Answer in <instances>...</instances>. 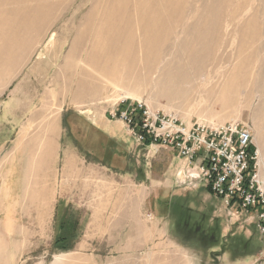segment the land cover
Wrapping results in <instances>:
<instances>
[{"label": "rangeland", "instance_id": "1", "mask_svg": "<svg viewBox=\"0 0 264 264\" xmlns=\"http://www.w3.org/2000/svg\"><path fill=\"white\" fill-rule=\"evenodd\" d=\"M155 15L161 45L126 46L119 33ZM102 31L118 38L94 65ZM251 69L264 74V0H0V264H264L255 214L227 208L119 113L243 122L264 157V88L226 101L230 75Z\"/></svg>", "mask_w": 264, "mask_h": 264}, {"label": "built area", "instance_id": "2", "mask_svg": "<svg viewBox=\"0 0 264 264\" xmlns=\"http://www.w3.org/2000/svg\"><path fill=\"white\" fill-rule=\"evenodd\" d=\"M128 107L121 113L131 126L130 114L138 108L144 110L142 131L132 126L141 143L149 136L151 145L171 146L187 160L183 171L187 178L204 182L227 208L255 214L261 236L260 256L264 258V157L251 127L239 121L190 125L165 117L150 121L142 104Z\"/></svg>", "mask_w": 264, "mask_h": 264}, {"label": "bare ground", "instance_id": "3", "mask_svg": "<svg viewBox=\"0 0 264 264\" xmlns=\"http://www.w3.org/2000/svg\"><path fill=\"white\" fill-rule=\"evenodd\" d=\"M155 16L160 18V16H158V15H155ZM159 18L155 19L152 22H141L137 28L128 27L126 32H124V33L120 32L119 33L120 39L123 38L122 41H125L124 43L126 44V46H128L129 43H130V49L134 47V42H133L134 39H139L138 42H139L140 46L142 47V49L146 53H148L151 50H153L154 47L157 49L161 45L160 34L163 31V23H164V22H161L160 21L161 18L160 19ZM88 25L89 24H87L86 28L89 29L88 30V35H90V26H88ZM150 32L153 33L152 36H149ZM78 33H79L78 36L73 41V48L71 49V51L76 48V46L78 45L79 41L82 38V35H83L82 32L79 31ZM96 34H97V30H94L93 33H91V36L95 39ZM100 36L105 39V42L103 44H95L94 48L91 50V54L89 56L90 59H91V63L94 64V65L99 64V57H101L103 55L104 50H107L109 47H111L115 43L116 38H118V35L115 38L114 36H111V33L110 34H105V32H103V31L100 32ZM251 71H252V69H251ZM252 73H253V71L250 74H247V75L245 74V76H237L235 73L230 75V77H229V79L227 81L225 90L227 89V87L231 89L232 83L235 82L236 79H237L238 83H237V86L233 88V92L226 93V95H227L226 96V101L228 103H234V101L237 102V100L239 101L240 97L238 98L236 96V94L239 93V92H241V94H242V91H245L247 93L249 92L250 96L251 95L254 96L256 93H259L264 88V74L258 73V74L254 75V73L253 74ZM255 73H256V71H255ZM246 80L249 81L250 83L243 82V81H246ZM241 81L243 82L242 85H240ZM233 85H234V83H233ZM39 117L40 116H38V118ZM34 119H36V117H34L32 119V122H33ZM47 122H49V123H47ZM54 125H55L54 121H52L50 119L47 120L45 117L40 120L39 125H38L39 126V131H38L39 134H36L35 138L38 140V143H39L41 148H42L41 143H42V140L44 139L43 136L49 134L50 131L53 130ZM46 149L50 150L49 145L46 147ZM259 152H260V155L262 157V154H261L260 150H259ZM27 160H28V158H27ZM31 167H33V166L31 165ZM27 170H31V169H27ZM46 182L47 181L42 182V186ZM29 189H31V188H29ZM32 190H33V188H32ZM33 192L35 194L38 193V194H40L42 196V199L40 200V202L43 203V200H44L43 198L47 196V194L45 192V186L42 187L41 192H39V191L36 192V189H34ZM4 194H5V200H7L5 202V204H6V203L9 202L8 199H10V198L12 199L13 194L9 190H4ZM131 203H132V201H131ZM131 203L129 204L130 206H131ZM131 212H132V207L130 208V212L129 213H131ZM131 214H133V213H131ZM131 214H129V215H131ZM12 225H13V221L9 220L7 225H6V227L10 228ZM140 231H141V229H140ZM140 231H139V234H138V241L141 240ZM86 260L87 259H84L81 256H75V257H72V258H68V264H86ZM156 262H154V264H176L177 263L176 260L173 259L172 257L171 258L169 257L168 259H164L163 258L162 260H160L158 258V260H156ZM55 264H59V261H56Z\"/></svg>", "mask_w": 264, "mask_h": 264}, {"label": "trees", "instance_id": "4", "mask_svg": "<svg viewBox=\"0 0 264 264\" xmlns=\"http://www.w3.org/2000/svg\"><path fill=\"white\" fill-rule=\"evenodd\" d=\"M128 108H129L128 107V103L125 102V103L121 104L120 105V109H119V111H120L119 113H121L123 110H126ZM143 116H144V110L140 109V108H138L136 111H134V112H132L130 114V117L132 119L131 120L132 121L131 124L138 131H142L141 127H142V118H143ZM151 143H152V139L149 136H147L146 140L144 142V145L145 146H149V145H151Z\"/></svg>", "mask_w": 264, "mask_h": 264}, {"label": "crops", "instance_id": "5", "mask_svg": "<svg viewBox=\"0 0 264 264\" xmlns=\"http://www.w3.org/2000/svg\"><path fill=\"white\" fill-rule=\"evenodd\" d=\"M19 183V182H18Z\"/></svg>", "mask_w": 264, "mask_h": 264}]
</instances>
